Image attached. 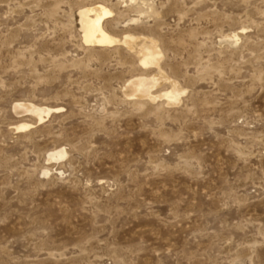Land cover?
I'll return each instance as SVG.
<instances>
[{"label": "rangeland", "instance_id": "374dc122", "mask_svg": "<svg viewBox=\"0 0 264 264\" xmlns=\"http://www.w3.org/2000/svg\"><path fill=\"white\" fill-rule=\"evenodd\" d=\"M97 2L158 40L179 104L124 96L153 69L84 45ZM127 5L0 0V264H264V0ZM15 101L63 109L17 132Z\"/></svg>", "mask_w": 264, "mask_h": 264}, {"label": "bare ground", "instance_id": "6f19581e", "mask_svg": "<svg viewBox=\"0 0 264 264\" xmlns=\"http://www.w3.org/2000/svg\"><path fill=\"white\" fill-rule=\"evenodd\" d=\"M124 3V7L130 4H138L140 0H119ZM141 3H144L142 1ZM151 8V7H150ZM143 13L142 9L138 10ZM113 10L102 2L82 6L78 10L81 40L85 46L96 48H107L113 46H122L133 52L138 57V64L144 69H153L150 74L140 73L127 79L122 85V92L128 99L138 101L164 100L167 105H177L182 100V95L186 93L178 80L170 77L161 65L163 52L157 39L147 35H136L131 32H124L122 36L117 37L111 34L107 25L113 21ZM116 20V19H114ZM136 23L139 18L130 19ZM247 30L246 27L240 28L232 33L228 40L230 43L237 44L240 41V35ZM225 38V37H224ZM168 83V87L157 92L156 88L161 84ZM62 107H50L38 105L30 101H15L12 110L16 115H31L35 118L34 122L20 121L15 125L17 132L27 131L33 127L44 123L51 113L58 112ZM68 157L65 147H57L47 154V160H57ZM52 169V168H51ZM50 168L44 171L50 174Z\"/></svg>", "mask_w": 264, "mask_h": 264}]
</instances>
